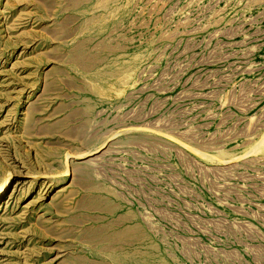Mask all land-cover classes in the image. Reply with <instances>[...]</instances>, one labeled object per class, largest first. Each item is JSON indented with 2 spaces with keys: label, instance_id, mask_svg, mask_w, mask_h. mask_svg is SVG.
Returning a JSON list of instances; mask_svg holds the SVG:
<instances>
[{
  "label": "rangeland",
  "instance_id": "rangeland-1",
  "mask_svg": "<svg viewBox=\"0 0 264 264\" xmlns=\"http://www.w3.org/2000/svg\"><path fill=\"white\" fill-rule=\"evenodd\" d=\"M0 264H264V0H0Z\"/></svg>",
  "mask_w": 264,
  "mask_h": 264
},
{
  "label": "bare ground",
  "instance_id": "bare-ground-1",
  "mask_svg": "<svg viewBox=\"0 0 264 264\" xmlns=\"http://www.w3.org/2000/svg\"><path fill=\"white\" fill-rule=\"evenodd\" d=\"M7 184H8V179L6 178V179L2 182V184H1V189H2L3 187H5Z\"/></svg>",
  "mask_w": 264,
  "mask_h": 264
}]
</instances>
